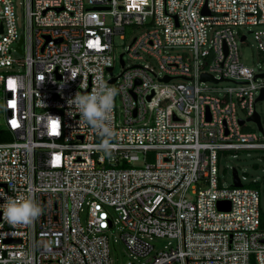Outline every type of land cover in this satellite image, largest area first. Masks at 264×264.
Listing matches in <instances>:
<instances>
[{"label":"built area","instance_id":"obj_1","mask_svg":"<svg viewBox=\"0 0 264 264\" xmlns=\"http://www.w3.org/2000/svg\"><path fill=\"white\" fill-rule=\"evenodd\" d=\"M138 28L116 57L115 37ZM100 85L119 90L110 157L68 104ZM259 102L264 0H0V264H111L114 230L126 264H264V178L218 175L227 153L264 161ZM20 197L43 208L30 225L4 218ZM152 238L171 244L155 252Z\"/></svg>","mask_w":264,"mask_h":264},{"label":"rangeland","instance_id":"obj_2","mask_svg":"<svg viewBox=\"0 0 264 264\" xmlns=\"http://www.w3.org/2000/svg\"><path fill=\"white\" fill-rule=\"evenodd\" d=\"M16 14L18 16V24L22 27V23L24 21L23 11L20 6H16ZM106 25L111 24V18H105ZM145 29L138 28L136 30H129L127 31L124 40L120 39L118 36L114 39V47H115V54L116 57L119 54L124 53L126 51L127 46L131 43L134 37L139 36L144 32ZM243 34H246V41L243 44H239V54L240 59L243 65L248 68H251L255 71L258 70L261 56L257 50L256 43L253 39V35L249 33L252 31V28H241ZM172 54H180L186 52L183 49H173L170 51ZM15 57H22L20 55H16ZM131 65V62L126 61L125 66ZM122 71V66L116 61L114 65V75L120 74ZM179 80H176V83ZM233 84L229 82H221L217 84L219 88H227L232 87ZM201 88L211 89L215 87L214 84L210 81L203 82L200 84ZM256 111L260 114V116L264 119V102H259L256 104ZM239 118H244V114L238 111ZM0 124H2L0 118ZM250 127H254L252 124H248ZM260 152H251L250 156H246L243 153H239L237 158L231 157L230 153H227L224 157H221L219 164H218V175L222 184L228 186L231 184V168H236L241 175L243 172L247 175L248 179L251 180L253 178L259 177L264 178V161H258L260 158ZM144 165L143 161L137 162L133 164L134 167H142ZM264 211V209H263ZM154 247L155 252H159L165 248L170 246V239L166 238H152L150 241ZM130 260V256L126 250L125 245L122 241L118 239V232L113 231L110 237V263L111 264H126L127 261Z\"/></svg>","mask_w":264,"mask_h":264},{"label":"clouds","instance_id":"obj_3","mask_svg":"<svg viewBox=\"0 0 264 264\" xmlns=\"http://www.w3.org/2000/svg\"><path fill=\"white\" fill-rule=\"evenodd\" d=\"M119 90L115 87L100 85L90 93H76L68 101L74 107L82 122L101 138L98 148L111 156L110 141L113 137L111 127L115 97ZM43 214V208L32 197L8 198L4 218L11 225H30Z\"/></svg>","mask_w":264,"mask_h":264},{"label":"water","instance_id":"obj_4","mask_svg":"<svg viewBox=\"0 0 264 264\" xmlns=\"http://www.w3.org/2000/svg\"><path fill=\"white\" fill-rule=\"evenodd\" d=\"M20 44H21V41H20V43H19V47H18V50H19V51H20ZM108 71L110 72L111 69H109ZM202 80H203V81L217 82L216 80H213L210 76H207V75H203V76H202ZM163 81H164V82H168L169 79H168V78H165V79H163ZM262 98H263V93L261 92V94H260L258 100H262ZM251 119L254 120V121H256L257 123H259V117H258V115H256V114L253 115ZM233 175H234V185H235L236 187H240L241 185H240V183H239V180H238V177H237V174H236V171H235V170L233 171ZM219 208H220V209H228V205H225L224 203H222V204H219Z\"/></svg>","mask_w":264,"mask_h":264},{"label":"trees","instance_id":"obj_5","mask_svg":"<svg viewBox=\"0 0 264 264\" xmlns=\"http://www.w3.org/2000/svg\"><path fill=\"white\" fill-rule=\"evenodd\" d=\"M254 186H255L256 188H259L260 185H254ZM254 186H253V187H254Z\"/></svg>","mask_w":264,"mask_h":264},{"label":"snow or ice","instance_id":"obj_6","mask_svg":"<svg viewBox=\"0 0 264 264\" xmlns=\"http://www.w3.org/2000/svg\"><path fill=\"white\" fill-rule=\"evenodd\" d=\"M55 126H56V125H55V122H53V127L55 128Z\"/></svg>","mask_w":264,"mask_h":264}]
</instances>
